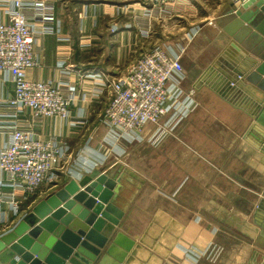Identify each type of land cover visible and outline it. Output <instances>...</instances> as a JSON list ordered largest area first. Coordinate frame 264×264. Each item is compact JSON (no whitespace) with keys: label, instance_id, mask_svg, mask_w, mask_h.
<instances>
[{"label":"crops","instance_id":"crops-1","mask_svg":"<svg viewBox=\"0 0 264 264\" xmlns=\"http://www.w3.org/2000/svg\"><path fill=\"white\" fill-rule=\"evenodd\" d=\"M230 4L231 0H175L172 8L150 19L152 37H144L140 28L146 23L147 7L137 1L54 2L57 31L44 36L39 65L28 69L27 77L59 79L58 57H67L71 82L85 92V100L78 97L71 113H83L86 122L70 126L45 117L26 126L42 138L66 141L72 161L57 171L60 179L48 189L20 199L19 211L0 220V231L60 184L93 168H112L120 179L115 203L124 211L118 230L134 240L120 264H260L264 204L258 210L257 205L264 198V142L260 125L249 129L254 120L248 115L255 94L241 85L229 92V102L206 84L225 91L219 78L221 62L210 69L209 65L227 39L218 21ZM169 31L179 39L189 34L190 44L181 57L185 77L180 88L191 93L194 108L157 146L118 141L114 150L101 148L105 128L97 121L108 93L94 95L98 83L93 78H84L80 88L78 73L99 72L116 79L129 70L137 51L148 49L153 37L158 41ZM6 91L12 93L11 85ZM25 118L30 121V115ZM0 119L12 121L9 116ZM211 245L219 248L214 258L202 255L195 260L188 252Z\"/></svg>","mask_w":264,"mask_h":264},{"label":"built area","instance_id":"built-area-1","mask_svg":"<svg viewBox=\"0 0 264 264\" xmlns=\"http://www.w3.org/2000/svg\"><path fill=\"white\" fill-rule=\"evenodd\" d=\"M56 1L0 0V118H12L10 123H0L4 138L0 141V220H8L19 211L20 199L48 189L50 183L60 179L57 171L72 161L66 141L55 136L42 138L26 126L45 117L59 118L70 126L86 122L83 113H71L78 97L85 100V92L71 82L72 67L67 57H58L59 79L27 77V70L39 65L38 54L44 36L57 31ZM134 1L147 7L146 23L140 28L144 37L151 32L150 19L162 15L175 2ZM242 1L231 0L234 8ZM188 37L189 34L174 43L155 44L140 51L129 70L116 79H108L99 72L78 73L80 88H84V78H93L98 83L94 95H101L104 90L108 93L97 121V125L105 128L101 148L107 146L114 150L118 141H147L157 146L194 108L191 93H184L180 88L185 77L181 57ZM8 84L12 89L10 94L6 91ZM25 115H30L29 122ZM150 125L155 126L152 131ZM76 158L80 163L83 160L80 155ZM188 252L195 260L202 255L214 258L219 248L211 245L203 251L189 249Z\"/></svg>","mask_w":264,"mask_h":264},{"label":"water","instance_id":"water-1","mask_svg":"<svg viewBox=\"0 0 264 264\" xmlns=\"http://www.w3.org/2000/svg\"><path fill=\"white\" fill-rule=\"evenodd\" d=\"M218 25L227 39L209 69L221 62L225 91L206 84L229 102V92L248 87L255 94L249 129L260 125L264 142V0H244L238 8L231 2ZM112 171L93 168L60 184L0 231V264L122 263L134 240L118 230L124 211L115 203L120 179ZM263 204L264 198L257 210ZM260 257L264 264V253Z\"/></svg>","mask_w":264,"mask_h":264},{"label":"rangeland","instance_id":"rangeland-1","mask_svg":"<svg viewBox=\"0 0 264 264\" xmlns=\"http://www.w3.org/2000/svg\"><path fill=\"white\" fill-rule=\"evenodd\" d=\"M152 34H151V32H150V34L148 35V36H150V37H152L151 36ZM149 37V38H150ZM177 40H180L178 37H177V34H173L172 32H166V34H165V36H163V38L162 39H160V40H158V41H156L155 40V37H153L150 41V45L152 46V45H155V44H158V45H167V44H169V43H174V42H176ZM184 42H185V44H186V48H187V46L190 44V39H185L184 40ZM186 50V49H185ZM139 52L140 51H137V54H136V57L138 56V54H139ZM150 130L152 131V129L153 128H155V126L154 125H150ZM148 135V134H147ZM144 143H146V144H149V145H151L149 142H147V141H143ZM153 146V145H152Z\"/></svg>","mask_w":264,"mask_h":264}]
</instances>
